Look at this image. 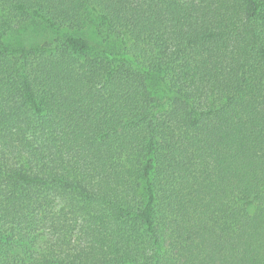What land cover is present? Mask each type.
Instances as JSON below:
<instances>
[{"label": "trees", "instance_id": "16d2710c", "mask_svg": "<svg viewBox=\"0 0 264 264\" xmlns=\"http://www.w3.org/2000/svg\"><path fill=\"white\" fill-rule=\"evenodd\" d=\"M0 264H264V0H0Z\"/></svg>", "mask_w": 264, "mask_h": 264}, {"label": "rangeland", "instance_id": "374dc122", "mask_svg": "<svg viewBox=\"0 0 264 264\" xmlns=\"http://www.w3.org/2000/svg\"><path fill=\"white\" fill-rule=\"evenodd\" d=\"M23 35L24 37H27V43H33L44 39L47 36V32L44 30L42 25L32 24L23 32Z\"/></svg>", "mask_w": 264, "mask_h": 264}]
</instances>
